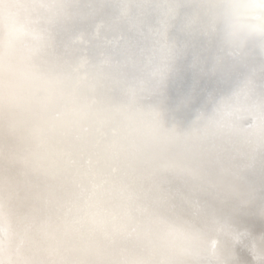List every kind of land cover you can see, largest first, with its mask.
Here are the masks:
<instances>
[{
  "label": "bare ground",
  "instance_id": "obj_1",
  "mask_svg": "<svg viewBox=\"0 0 264 264\" xmlns=\"http://www.w3.org/2000/svg\"><path fill=\"white\" fill-rule=\"evenodd\" d=\"M151 2L158 21L152 14L141 15L143 5L150 9L148 0H0V225L8 239L0 237V264H204L169 246L170 233L178 229L199 232L193 238L207 245L218 239L222 255L216 264H264V68L255 65L257 52L248 38H205L202 27L191 35L179 27L170 31L159 22V9L164 3L179 5V0ZM199 11L188 7L183 12L190 26ZM100 22L103 29L97 38L94 28ZM219 48L225 58L239 50L245 63L238 68L240 74L226 76L229 68L221 62L227 59L217 62L215 56ZM85 49L91 72L115 83L109 94L114 102L135 100L152 115L163 111L168 114L167 134L177 124L186 131L175 138L159 132L154 164L135 166L136 182L143 184L134 188L141 189L134 202L147 203L152 224L138 223L135 233L125 231L112 245L89 221L82 224L81 233L53 232L47 216L50 209L58 215L54 206L62 211L63 201L60 191L45 195L43 181L54 172L60 180L76 174L66 164L47 168L35 147L41 134H29L30 127L38 130L45 111L59 99L40 98L42 78H71L69 66ZM196 108L201 114H195ZM155 127L153 120L148 138ZM123 147L117 155L129 156ZM85 148L79 153L90 150L87 142ZM253 150L262 165L250 181L240 160ZM32 151L41 164L32 165ZM103 160L89 166L95 179L108 172V161ZM11 163L20 166L19 172L9 168ZM105 189L109 198L107 192L113 189ZM79 200L71 216L85 211ZM165 224L176 230H166ZM83 230L93 231L94 238H85Z\"/></svg>",
  "mask_w": 264,
  "mask_h": 264
},
{
  "label": "water",
  "instance_id": "obj_2",
  "mask_svg": "<svg viewBox=\"0 0 264 264\" xmlns=\"http://www.w3.org/2000/svg\"><path fill=\"white\" fill-rule=\"evenodd\" d=\"M146 1L144 0L145 3ZM148 1L150 9L145 10L143 5L141 15L145 16L154 12L153 3L151 0ZM178 3L179 5L164 3L159 9V14L162 16L159 22H164L168 30L172 31L177 27L184 30L189 29L191 35L195 29L199 30L202 27L206 35L205 38L220 34H228L232 38H248L249 41H252V46L254 45L257 52V58L253 60L255 65L264 68V10L259 9L264 7V0H179ZM181 6L183 7L181 8ZM188 7H191V10L193 8L201 9L199 16L193 20L194 26L193 22H190V26L184 19L187 16L183 12ZM179 18L181 22H179ZM154 19L158 21L156 16ZM102 29L103 23H97L94 28V35L97 38ZM81 39H79V43ZM115 43L116 40L113 39V45ZM86 52L87 49L84 50L83 57L73 65L70 64L71 78L66 76L42 78L39 85L40 98L50 102H53L55 97L59 99L50 112L45 111L43 123L39 124L38 130L35 127H30L29 134L33 131L41 134L39 139L35 140V147L45 157L47 168L53 164L57 167L66 164L73 169L72 175L76 174L73 176L74 179L60 180L56 179L58 176L54 172L43 181L45 195L52 196L53 192L57 190L61 192V201H63L62 211L58 209V205L54 206L55 210L59 211L58 215L53 212V209H50L47 216V222L52 225L53 232L60 233L61 231L64 234L66 231L76 233L79 230L81 233L82 224L89 221L91 225L94 224L95 230L99 228L98 235L107 239L112 245L125 237V231L135 233L138 223L144 225L149 224L150 221L152 224L149 212L147 213L144 206L147 203L143 201L144 203L140 207L134 202V195L141 191V189L134 191V188L143 184L136 182L139 176L135 166L141 163L146 168L149 167L153 155L159 148L155 141V138H159L161 134L159 132H164L167 138H175L184 135L186 131L177 124L176 129L172 127V133L169 129L167 134L165 118L168 114L163 111L152 115L151 111L147 109L148 107H144V104L135 100L126 103L114 102L109 94L114 92L115 83L107 80L104 76H96L91 72V57H88ZM222 54L224 52L222 48H219L215 56L219 57L217 62H221V59L228 60L221 62V67L229 68L226 76L240 74L238 68L245 63H243L244 58L239 50L235 48V53L227 55L229 58L223 57ZM200 60L201 56L198 54L199 65H201ZM218 80L223 81L221 78ZM263 83L260 80V84L263 85ZM179 110L181 111L180 108ZM196 110L195 114H201V110ZM152 119L156 127L152 133L154 136L151 135L148 138L146 135H148L149 124L153 122ZM70 138L77 145L73 144ZM106 141H110V143L107 144ZM86 142L91 147L90 150L79 153L86 149ZM123 144L128 146L123 147ZM121 146L126 149L125 152L129 156L117 155V152H121ZM76 153H79L78 156L73 157L72 155ZM104 156H108L109 161L112 160L114 163L110 164L106 158L103 160ZM32 158L33 166L35 162L41 164L40 159L33 156V151ZM258 158L257 151L253 150L247 154L244 161L240 160L244 175L250 181L253 179L254 170L262 165L259 160L257 161ZM99 160L108 161L105 165V170L107 171L108 168V172L102 173L95 179V174L91 172L89 166L96 164ZM15 165V163H11L9 168L19 172L20 166ZM81 169L83 170L80 172ZM81 176L85 178H81ZM84 180H86L85 183ZM257 184L260 185V182ZM106 186L113 189L112 192H107L109 198L106 195ZM254 189L257 192V185ZM76 198L78 200L81 198L79 201L85 211L77 216H71L70 211L75 207ZM260 202L263 204L262 200ZM41 205L44 208V204ZM44 211L46 214V209ZM21 213L23 214V212ZM42 219L44 221L45 217L43 216ZM112 221L116 222V226L106 228L105 223ZM154 221L157 225L161 223L160 220ZM126 223H130L128 225L130 227L127 226V228ZM10 227L11 224H8L7 228ZM167 228L170 232L176 230L175 227L165 224V229L167 230ZM4 229L5 226L0 225V237H3V240L7 242ZM43 231H45L46 239H49L48 231L44 229ZM174 232L176 233H170L173 234V241L169 243L171 248L186 251L189 253L188 255L194 256L198 260H204L202 261L204 264H216L218 258L221 257L222 252L218 247V239L211 240L210 243L208 241L207 245L193 238L195 233L199 234L197 231L178 229ZM93 233V231L83 230V235L87 239H93ZM174 238L177 240L175 241ZM91 261L94 262L93 258ZM163 262L161 264H169L166 261ZM76 264H79V261Z\"/></svg>",
  "mask_w": 264,
  "mask_h": 264
}]
</instances>
